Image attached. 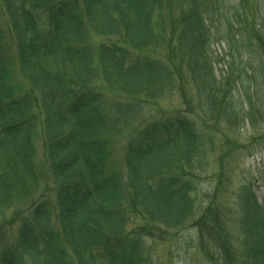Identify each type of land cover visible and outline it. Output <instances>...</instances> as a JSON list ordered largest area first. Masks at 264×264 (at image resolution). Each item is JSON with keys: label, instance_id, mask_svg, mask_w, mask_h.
Returning <instances> with one entry per match:
<instances>
[{"label": "trees", "instance_id": "1", "mask_svg": "<svg viewBox=\"0 0 264 264\" xmlns=\"http://www.w3.org/2000/svg\"><path fill=\"white\" fill-rule=\"evenodd\" d=\"M0 11L15 50L3 58L0 33V244L17 226L0 264H152L148 241L185 230L205 264H264L251 182L228 193L230 163L264 140V0H0ZM212 28L230 48L218 75ZM171 99L180 109H160ZM122 136L124 170L109 164Z\"/></svg>", "mask_w": 264, "mask_h": 264}, {"label": "rangeland", "instance_id": "2", "mask_svg": "<svg viewBox=\"0 0 264 264\" xmlns=\"http://www.w3.org/2000/svg\"><path fill=\"white\" fill-rule=\"evenodd\" d=\"M228 5L233 4V0H226ZM226 9V8H225ZM1 14V11H0ZM232 10L227 7L224 15L220 18V22L223 24L222 30L233 35L234 30L228 28L227 21L233 20ZM0 33H1V44L7 50H4L3 58L7 60L14 59V34L7 20H2L0 18ZM212 33L214 34V42L211 45V51L213 60L215 61V70L218 75L222 70L224 71V64L228 61V54L230 53V48L226 45L225 39L217 38L214 33V28H212ZM216 40V41H215ZM101 41V39H99ZM233 51V50H232ZM234 52V51H233ZM16 81L20 80L16 78ZM104 104L103 107L108 110L111 104L112 97L109 92H104ZM160 109L165 112L171 111L173 109H180L179 102L177 100H168L161 102L159 104ZM105 111V110H104ZM240 137V138H239ZM239 142L245 144V132L241 131L238 136ZM126 145V138L124 136L114 139L112 146L111 159L109 164L115 168L123 169L122 158ZM40 150V147H39ZM41 151V150H40ZM39 157H42L41 152ZM229 171L232 174V188L228 190V193L234 190V186H237L239 182L248 180L251 182L253 191L257 197L259 204L264 209V140L257 145L253 146L248 150H241L240 155L237 156L235 161H232L229 165ZM202 188L208 187V183L202 184ZM10 212L6 213V220L10 218ZM2 218L0 217V222ZM5 227L4 231L7 233L5 236L1 237L3 242L0 247H10L14 241L11 240V235L14 237V229ZM148 251L147 255L150 257L152 264H205V259L196 249V236L193 230H185L169 240V241H148Z\"/></svg>", "mask_w": 264, "mask_h": 264}]
</instances>
